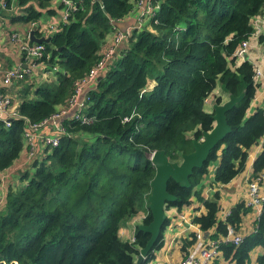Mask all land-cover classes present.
<instances>
[{
	"label": "trees",
	"instance_id": "1",
	"mask_svg": "<svg viewBox=\"0 0 264 264\" xmlns=\"http://www.w3.org/2000/svg\"><path fill=\"white\" fill-rule=\"evenodd\" d=\"M51 0H5L21 11L11 18L35 22L57 15ZM137 0H72L66 19L50 31L43 54L34 60L48 77L25 75L14 84L19 93L16 116L7 126L0 120V182L19 158L24 120L35 124L65 106L75 82L100 58V49L113 22L134 11ZM156 5L148 28L132 30L119 56L100 74L88 94L89 123L73 118L60 125L58 143L18 173L19 185L6 182L0 202V264H133L137 247L148 234L135 227L133 241L120 239L118 230L141 210L148 222L146 197L154 168L149 155L163 150L169 161L192 150L191 139L212 127L205 98L219 85L221 93L241 99L225 112L229 132L209 151L200 168L192 170L189 186L173 180L166 190L175 196L165 207L180 208L191 197L204 206L192 218L204 232L214 226L225 235L226 226L238 229L248 211L235 204L224 221L216 220L217 195L200 196L209 165L217 162L212 181L226 183L244 168L247 151L261 141L252 162V174L264 169V107L246 110L258 83L253 65L232 57L241 40L252 33L251 18L264 0H151ZM63 4L58 5L60 12ZM56 8V9H57ZM43 10V11H42ZM134 13V12H133ZM34 28V35L41 33ZM262 36L259 37L261 42ZM264 47V43H263ZM112 61V60H111ZM149 80L153 85L149 86ZM10 85L0 87L6 93ZM220 103V95L213 97ZM264 105V98H263ZM161 235L142 264L161 246ZM255 227L237 245L218 240L223 259L248 264L249 253L261 247L256 264H264V200ZM181 251L191 246L190 232Z\"/></svg>",
	"mask_w": 264,
	"mask_h": 264
},
{
	"label": "crops",
	"instance_id": "2",
	"mask_svg": "<svg viewBox=\"0 0 264 264\" xmlns=\"http://www.w3.org/2000/svg\"><path fill=\"white\" fill-rule=\"evenodd\" d=\"M58 0H51L50 6L56 10V14L54 16L50 15H42L44 17H40L37 21L33 22H21L18 20H12L11 18L16 17L17 15L21 14V11L17 8H13L10 6L7 10L0 12V70L7 67H15L18 65H22L24 63L23 58L20 56L18 51L16 50L15 46L9 42V34L11 32H16L21 37H28V32L33 29L34 26L37 28L36 30L38 32H41L42 35L48 36L50 34V31L52 30V27L55 28L59 23V17L58 15H61L60 10L57 8L59 5ZM57 8V9H56ZM43 11V10H42ZM134 12V13H133ZM131 14L125 16L122 20L118 21L117 25H114L116 27V30L120 32L124 31H130V34L132 30H134L137 26V23H139L138 19L140 20L141 24H146L147 19H144L143 15H141V10L137 9L133 11ZM61 19V18H60ZM256 22L255 26L252 25V23ZM138 21V22H137ZM251 26L253 31L255 33L249 37V43L248 48L244 55L239 59L235 60V65H238L244 60L249 61L252 65H255L260 70H264V5L261 8V11L253 16L250 20ZM34 23V24H32ZM114 27V28H115ZM113 35L114 31L111 30L106 38L105 42L102 45L100 49V53L103 50H106L107 46H111L113 42ZM35 36V35H34ZM262 36L263 39L260 42L259 37ZM29 40V37H28ZM30 41V40H29ZM31 42V41H30ZM115 46V45H114ZM126 46V41L119 42L113 51V54L111 56V60L113 57L119 55L122 48ZM1 64L5 65V67H1ZM41 69V68H40ZM33 70L32 76L34 77V80H43L41 72L39 70ZM100 78V76H98ZM16 82H14L15 84ZM14 84H10V89L7 94L11 99V105L10 108L12 110L16 109V105L19 102V93L17 92L16 87H14ZM16 85V84H15ZM153 85V81L149 80V86L151 87ZM0 87H3V84L0 81ZM89 90L82 91L80 98H83L85 96V93L87 94ZM90 92V91H89ZM220 95V102H223L226 100L227 95L221 93L220 86L217 85L212 92L207 96L205 99V105L204 109L207 112H211V104L214 103V96ZM263 98H264V86L261 84H258V86L255 89L253 98L251 99L249 106L246 110L247 114H250L253 112V110L256 107H264L263 105ZM43 132L46 134L51 133V126H45L43 129ZM46 149V148H45ZM44 147H41L40 145L37 146V151L43 152L45 151ZM261 149V141H259L256 145H253L250 147L247 151V158L245 161L244 168L241 172H239L237 175H235L232 179H230L226 183H215L212 181V175L214 173V168L217 164V162L211 163L209 165V172L206 177H203L202 180V188L200 191V196L203 199H210L213 194L217 195V212H216V220L217 221H224L227 214H229L231 208L237 204V203H243L244 206L248 207V211L242 215L240 219V224L238 229L234 230V234L239 236H244L251 232L253 228L255 227L254 220H255V214L253 213L251 207L248 205L249 196L247 193V181L254 179L256 176L252 174V162L256 155L259 153ZM27 164L24 158V152L20 153L19 158L13 163L11 168L9 167V171L3 173L2 180L0 182V197L3 196V190L5 187L6 182L14 183V174L16 170L19 169V167H24ZM21 167V168H22ZM24 171V170H23ZM259 190L260 192L264 193V181L259 182ZM191 207V214L194 213L193 217L199 215L200 213L204 212V206L203 204L196 200V198L191 197L189 199V202L187 204L182 205L180 208H176L174 206L165 207V216L167 219V224L164 226V229L162 231V242L161 246H163V241L165 239V234L169 235L168 231H174L176 230V227L172 225L171 218L169 219L170 215L172 214L176 219H180L183 222L184 227L177 231L176 237L178 238L177 242V248L175 250L176 256H171V253L164 252L162 254V257L159 258L156 257V253L159 252V250L162 248L161 246L153 252V257L145 264H177V262L181 259L183 251H181V243L184 238H186L187 234L190 232L194 234L196 231L199 230L198 224L194 223L191 215L188 216V219L185 220L183 211ZM175 213L176 215H174ZM197 214V215H195ZM180 222L176 224V226H179ZM164 232V233H163ZM202 236L204 241L209 242L212 240H225L226 234L221 235H215V228L214 226L211 227L207 231L202 230ZM230 239V236L227 237ZM127 241H131L130 237L125 238ZM124 239V240H125ZM261 247H254L250 253H249V262L248 264H256L255 258L262 253ZM166 253V254H165ZM218 264H230L227 260L223 259L221 255L218 257Z\"/></svg>",
	"mask_w": 264,
	"mask_h": 264
},
{
	"label": "built area",
	"instance_id": "3",
	"mask_svg": "<svg viewBox=\"0 0 264 264\" xmlns=\"http://www.w3.org/2000/svg\"><path fill=\"white\" fill-rule=\"evenodd\" d=\"M63 4V10L61 11V19L65 20L70 9L73 8L72 0H58ZM155 4L151 3V0H137L134 5V11L141 10V15L144 19L149 20L148 17L153 15ZM5 0H0V12L7 10ZM139 20V19H138ZM34 24V23H32ZM256 22L252 23L255 26ZM112 25L114 31L113 42L111 46H107L106 50L101 52L100 58L97 62L88 70V72L75 82L72 94L67 100L65 106L57 109L56 113L44 119L43 121L35 124H30L27 120H24L23 127V147L21 152H24V158L27 163L35 158H40L44 154L41 151H37V146L41 147H54L58 143V134L63 133V128L60 123L66 118H73L83 123H89L91 116L86 115V108L88 106V94L89 91L95 87V82L98 76L106 71L111 63V56L113 54L115 46L130 36V31L120 32L116 30V27ZM35 28V26H34ZM253 30V29H252ZM41 33V32H40ZM255 31H252L253 35ZM250 35V36H251ZM9 42L13 44L23 58L24 63L15 67H7L0 70V81L3 85L14 84L19 81L25 75H32L33 70H38L42 67L41 62H35L34 60L40 58L43 54V43H34L28 40V37L19 36L16 32H11L9 35ZM41 36H44L41 34ZM249 38L241 40L232 53V57L240 59L248 48ZM115 45V46H114ZM25 66V67H23ZM47 72H41L42 79L47 78ZM253 78L258 83L264 86V70H260L253 65ZM89 90L85 93L83 98H80L82 91ZM206 100V99H205ZM11 99L5 93H0V120L5 126L9 123V118L16 116V110L10 108ZM51 126V133L46 134L43 132L44 127ZM43 154V155H42ZM255 178L247 181V193L249 196L248 205L255 208V218L259 215L261 210V204L264 200L259 197V182L264 181V169L255 174ZM2 179V178H1ZM2 197H0L1 202ZM228 215V214H227ZM200 230V229H199ZM230 236V239L227 237ZM194 241L191 246H188L183 252L181 259L177 264H210L211 260L217 258L220 254L218 247V240H212L209 242L204 241L202 236V230L196 231L193 234ZM241 240V236L234 234V230L230 226H226V238L222 241H230L232 244L237 245ZM195 244V245H194Z\"/></svg>",
	"mask_w": 264,
	"mask_h": 264
},
{
	"label": "water",
	"instance_id": "4",
	"mask_svg": "<svg viewBox=\"0 0 264 264\" xmlns=\"http://www.w3.org/2000/svg\"><path fill=\"white\" fill-rule=\"evenodd\" d=\"M117 24L118 22H113V25ZM33 32V29L28 32L31 42L48 43L50 36L36 37ZM242 96V92L238 96L230 94L227 95L225 101L212 103V127L208 131H202L199 139L192 138V150L187 153H181L178 160L169 161L163 150H154L149 155V160L154 168V174L149 181L150 191L146 197L150 219L146 223L141 222L137 225V229L147 233L148 238L142 246L137 247L133 264L143 263L147 253L151 251L153 244L161 235V229L166 219L165 206L168 202L175 200V196L166 190V182L171 179L181 187L189 186L188 177L191 175L192 170L202 166L209 151L229 132V127L225 120V112L235 102L239 101Z\"/></svg>",
	"mask_w": 264,
	"mask_h": 264
},
{
	"label": "rangeland",
	"instance_id": "5",
	"mask_svg": "<svg viewBox=\"0 0 264 264\" xmlns=\"http://www.w3.org/2000/svg\"><path fill=\"white\" fill-rule=\"evenodd\" d=\"M9 7H10V6H9ZM42 17H44V16H42ZM138 21H139V23H137V26H136L135 29H140V28H142V27H144V28H148V29H151V27H148V20L146 21V24H143V25L141 24L140 20H138ZM138 21H137V22H138ZM118 56H119V55L113 57L111 63H113V61H114ZM236 60H239V58L236 59ZM111 63H110V64H111ZM110 64H109V65H110ZM1 67H5V65L1 64ZM43 154H44V152H43ZM43 154H42V155H43ZM177 160H178V159H177ZM175 161H176V160H175ZM210 165H211V164H210ZM21 167H22V166H21ZM21 167H19L18 170L14 171V172H15V174H14V183H15V184H18V185H19V180L17 179V177H18V173H19V174L22 173L23 170H24V172H25L27 169L29 170L28 163H27L24 167H22V168H21ZM9 170H10V169H8L7 172H8ZM263 196H264V193L259 192V197L262 198ZM183 209H184V208H183ZM183 209H182L181 213H182V212L184 213L185 220L188 219V216H189V215H191V217H193V216H194L193 214L196 213V212L194 211V213L191 214V209H192L191 207L186 208L184 211H183ZM251 209H252L253 213H255V208L251 207ZM145 214H146V213H144V211L139 210V211L135 214L134 217H132V218H131L130 220H128V221H125V222L121 225V228H119V230H118V235H119L120 239L124 240L125 238H129V237H130L131 241H133V232H134V229H135V227H137L138 224H140V223L142 222V220H143ZM173 214L176 215L175 213H173ZM169 215H170L169 219L171 218L172 225L176 227V230L171 231V232L168 231L169 235H166V234H165V239H164V241H163V246H161L162 248L159 250L158 253H156V257L159 256V258L162 257V254H164V252H167V253L169 252V253L172 254L171 256H176V254H175L174 252H175V250H176V248H177V242H178V241H177L178 238L176 237V235H177V231L180 230V229H182V228L184 227L183 222H182L180 219H176L172 214H169ZM195 215H197V214H195ZM178 222H180V224H179V226H176V224H177ZM142 223H143V222H142ZM163 233H164V232H163ZM125 240H126V239H125ZM194 245H195V244H194ZM165 254H166V253H165ZM210 264H218V258H214V259H212L211 262H210ZM220 264H221V263H220Z\"/></svg>",
	"mask_w": 264,
	"mask_h": 264
}]
</instances>
